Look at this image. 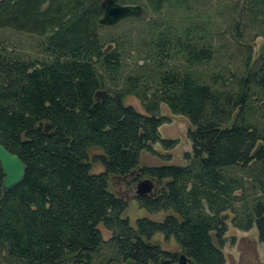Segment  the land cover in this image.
Segmentation results:
<instances>
[{"label": "trees", "instance_id": "trees-1", "mask_svg": "<svg viewBox=\"0 0 264 264\" xmlns=\"http://www.w3.org/2000/svg\"><path fill=\"white\" fill-rule=\"evenodd\" d=\"M100 1L0 0V30L38 37L34 57L0 39V144L24 165L7 191L0 170V264H175L179 254L192 264H224L229 212L232 227H254L264 245V125L253 104L264 97V43L253 58L250 45L237 43L239 72L203 78L195 67L215 52L202 24L151 18L134 37L127 30L102 40L98 29L109 25L99 23ZM116 2L142 7L123 18L130 21L145 9L187 8L185 0ZM236 13L262 33L264 0H241ZM133 43L142 62L128 71ZM127 96L140 111L123 102ZM160 104L187 120L190 153L184 165L138 167L149 144L174 145L159 138ZM92 147L97 173L87 158ZM111 178L129 188L152 180L154 190L133 200L163 217L130 225ZM155 234L179 253L160 249Z\"/></svg>", "mask_w": 264, "mask_h": 264}, {"label": "rangeland", "instance_id": "rangeland-1", "mask_svg": "<svg viewBox=\"0 0 264 264\" xmlns=\"http://www.w3.org/2000/svg\"><path fill=\"white\" fill-rule=\"evenodd\" d=\"M185 1L187 8L179 7V5L173 8L164 7L159 13L154 14L149 9H145L140 20L130 21L122 19L114 25L100 27L98 29L99 36L102 40H107L109 36L129 30L134 37L136 28L151 18L157 21L160 19L169 20L175 24L179 22L184 24L188 21L202 24L201 26H204L203 28L206 31L207 40L211 43L215 54L211 60L198 64L195 70L203 78L219 72L221 79L228 78L231 73L236 74L239 72L238 68L244 58V51L242 55V50L236 49L237 46L243 48L240 44L236 45L237 43L250 45V51L253 53L252 58L264 43V28H262V33L259 34L255 27H245L244 24L246 25L247 23L246 16H240L236 13L241 0ZM233 22L237 25L236 33L233 30ZM237 34H239L238 37ZM0 39L7 43L8 46L20 51L24 56L34 57L38 55L35 47L38 37L34 34L4 28L0 30ZM129 48L130 58L126 61L128 71L134 70L137 64L142 62L137 56L139 55L137 45L133 43ZM173 63L177 67H184L180 59H175ZM123 102L132 105L136 110H141L138 100L133 96L125 97ZM257 103L261 108L256 112V119L261 125H264V97L260 96L253 99V104L257 105ZM159 115L164 120V123L158 127L159 138L174 141V145L165 149L159 142L149 144L148 150H142L139 153L138 167L170 164L184 165V154L190 153V143L186 137V130L189 126L187 120L183 116L170 113L164 104L159 105ZM96 153H99V149L95 147L89 148L87 151L90 171L93 173L102 170L99 163L91 161V157ZM125 182L126 180L121 181L111 178L108 180V188L126 200L123 216L128 220L129 224L133 226L135 219L142 216L160 220L165 213L149 214L138 208L133 200L135 187L129 188ZM227 216L228 219L225 220V243L222 247L224 264H264V245L258 242L255 228L251 227L245 231L236 229L229 222L231 213H227ZM100 232L103 239L109 237V232L101 226ZM152 241L164 251L179 253V247L171 238L164 240L160 234H155Z\"/></svg>", "mask_w": 264, "mask_h": 264}, {"label": "water", "instance_id": "water-1", "mask_svg": "<svg viewBox=\"0 0 264 264\" xmlns=\"http://www.w3.org/2000/svg\"><path fill=\"white\" fill-rule=\"evenodd\" d=\"M100 8L102 15L99 23L104 25H112L125 17H136L142 12L139 4H120L116 0H101ZM0 170L2 172L1 191H7L10 187L20 182L24 170V165L19 158L8 152L0 144ZM154 190V183L150 179L144 178L139 180L134 189L135 196H143ZM109 264H132L130 261L121 263L111 262ZM160 264H170L168 260L162 261ZM175 264H192L183 254H179Z\"/></svg>", "mask_w": 264, "mask_h": 264}]
</instances>
